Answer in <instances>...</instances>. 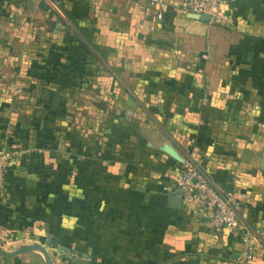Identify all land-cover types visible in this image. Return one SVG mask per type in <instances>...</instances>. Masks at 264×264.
<instances>
[{"label": "crops", "instance_id": "1", "mask_svg": "<svg viewBox=\"0 0 264 264\" xmlns=\"http://www.w3.org/2000/svg\"><path fill=\"white\" fill-rule=\"evenodd\" d=\"M58 6L0 0V148L17 151L0 264H239L244 233L264 264V0L220 4L219 23L147 0ZM189 157L244 194L238 231L174 197Z\"/></svg>", "mask_w": 264, "mask_h": 264}, {"label": "built area", "instance_id": "2", "mask_svg": "<svg viewBox=\"0 0 264 264\" xmlns=\"http://www.w3.org/2000/svg\"><path fill=\"white\" fill-rule=\"evenodd\" d=\"M49 10L60 14L58 0H39ZM148 4L155 9L157 16L162 9L169 7L171 10L185 15L199 16L208 14L209 20L219 23L227 19L220 13L218 7L222 3H234L241 0H180L178 3L167 6L164 0H147ZM204 55L202 54L201 57ZM14 93L20 92L17 86L12 87ZM16 150L2 146L0 148V188L3 183L6 169ZM173 191L181 192L183 202H196L205 213L209 228L215 233L223 228L229 232L239 230L237 208L244 198L239 191L221 193L210 182L206 171L190 157L185 159L173 179ZM244 246L240 252L239 264H247L251 257V248L255 244L252 234L244 233Z\"/></svg>", "mask_w": 264, "mask_h": 264}, {"label": "water", "instance_id": "3", "mask_svg": "<svg viewBox=\"0 0 264 264\" xmlns=\"http://www.w3.org/2000/svg\"><path fill=\"white\" fill-rule=\"evenodd\" d=\"M199 16H200V18L203 19V20L208 19V17H209L208 14H206V13H203V14H201V15H199ZM174 197L177 198L178 203H179V202L181 201V192H179V191H175V192H174ZM53 239L57 241V237H53Z\"/></svg>", "mask_w": 264, "mask_h": 264}, {"label": "rangeland", "instance_id": "4", "mask_svg": "<svg viewBox=\"0 0 264 264\" xmlns=\"http://www.w3.org/2000/svg\"><path fill=\"white\" fill-rule=\"evenodd\" d=\"M9 88H11V87H9ZM7 170V169H6Z\"/></svg>", "mask_w": 264, "mask_h": 264}]
</instances>
